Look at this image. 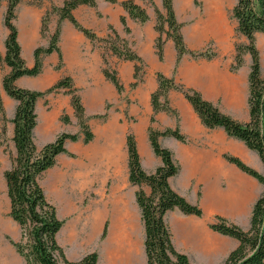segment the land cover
Segmentation results:
<instances>
[{
  "label": "crops",
  "instance_id": "1",
  "mask_svg": "<svg viewBox=\"0 0 264 264\" xmlns=\"http://www.w3.org/2000/svg\"><path fill=\"white\" fill-rule=\"evenodd\" d=\"M134 1L143 5V0ZM153 1L157 6L162 3V0ZM96 3L97 11L101 13L102 18L95 16L90 6L80 5L73 11L79 23L94 28L98 33L107 30V26L112 24L120 36L127 37L121 22V17L125 16L134 40L138 39L134 45L136 51L143 58L147 57V53H151V45L157 32L154 30V21L149 11H147L149 20L141 23L132 19L118 3H110L107 0H96ZM173 5L175 9L176 0H173ZM39 24L36 16L32 21L23 20L22 24L23 31L32 35V39L25 45L20 44L22 57L29 67L34 65L33 51L36 42L33 39L37 37ZM192 29L187 34L183 33L185 43L188 37L192 41L190 35ZM172 45L174 46L172 40L166 42L164 54ZM59 47L64 65L56 77L68 75L72 78L74 86L82 93L87 114L96 112L95 110L100 109L107 100L116 97L115 86L103 75L100 51L93 48L84 34L67 19L61 21ZM57 59L58 54L53 52L45 56L43 63L53 64ZM233 60L232 55L222 62L216 59H193L190 55L184 54L176 72L175 62L172 65L161 62L160 66L158 64L156 67L186 87L199 90L205 99L216 104L223 112L229 113L241 122H248L249 62L232 72L230 67ZM134 65L131 61H120L117 64L124 85L128 84L127 81L132 76ZM44 81L39 77L22 76L15 84L21 88L38 90V84ZM50 81L51 79L48 83ZM157 86V81L138 85L133 96L135 103L129 107L132 114L141 116V120L132 125L131 130L137 139L142 168L148 173L162 164L161 158L154 153L148 137V117L152 112L151 94ZM1 96L5 104L12 105L14 100L6 92H1ZM85 100L88 104L84 102ZM168 100L171 106L177 109L179 119L161 112L157 118L158 124L163 121V126L154 127L161 130L164 127L179 126L187 137L185 143L174 137L159 138V143L173 152L174 158L181 166L179 173L169 178V184L189 202L199 204L203 215L199 217L185 214L179 208H174L165 214V222L171 232L175 249L186 254L192 264H223L228 254L237 247L238 241L212 230L209 223L219 215L243 229H248L254 203L264 192L261 183L235 164L228 162L223 155L229 153L238 156L261 173H264V165L257 153L247 148L242 141L229 137L220 127L210 129L203 125L181 92L169 91ZM50 130L51 126L37 119L34 129L36 145L39 143L43 146L53 140L54 136ZM123 131V128L119 129L115 123H109L94 131V139L89 143L83 141V134H80L77 141L67 140L66 149L74 156L60 154L55 166L49 169L51 183L65 199V212L70 213L71 217L67 233L70 246H74L75 251L67 253L64 250L69 260H79L89 253L79 236L78 226L83 216L74 215L78 207L73 198L90 194L96 198L97 207L92 214L98 231L106 225L109 230L107 238L102 243L103 264L147 263L145 227L136 200L138 186L132 185L129 181L128 154ZM140 140L145 142L143 152ZM142 189L147 194L151 192L148 185H143ZM115 227L126 229V234L121 245L113 246L109 239L117 230ZM20 237L21 235L18 241ZM8 250L14 253L16 249L8 247ZM18 259L21 262L22 257L19 255ZM98 264H102L100 256Z\"/></svg>",
  "mask_w": 264,
  "mask_h": 264
},
{
  "label": "trees",
  "instance_id": "2",
  "mask_svg": "<svg viewBox=\"0 0 264 264\" xmlns=\"http://www.w3.org/2000/svg\"><path fill=\"white\" fill-rule=\"evenodd\" d=\"M107 1L120 4L129 16L138 22L144 23L149 20L146 8L134 0ZM19 2L20 0H8L4 18L5 26L8 29L4 62L10 71L4 76L2 83L6 93L18 102L12 119L16 156L11 167L4 172L10 202L9 215L21 229L20 240L17 242L11 240V242L24 259L25 264H98L99 255L96 251L89 252L76 261L66 257L63 247L57 240V234L65 221L58 217L56 207L47 199L40 184V178L48 169L55 166L60 154L66 153L69 156H74L66 149L67 140L77 141L80 134H83V141L89 143L94 139V133L88 125V117L79 89L74 86L70 76L60 77L53 86L45 91L21 88L15 84L16 80L22 76L39 75L43 68V56L45 55L56 52L59 57L56 68L61 69L64 65L59 47L60 23L50 35L48 45L34 49V65L31 67L26 65L18 40V30L13 23ZM149 2L154 5L153 0H149ZM80 5L96 7L97 3L96 0H63V5L56 8L59 20H69L92 42L103 40L91 28L85 27L77 21L73 11ZM162 5L166 14L155 7L157 20L155 27L159 33L155 40V51L160 61L164 59V45L168 39L173 41L176 50L175 70L183 55L187 53L195 59L215 57V54L208 52L189 50L183 34L180 32L181 24L177 22L173 0H162ZM232 14L237 21L238 31L247 38L248 44L236 47V55L231 69L237 70L243 65L245 53H249L251 56L247 99L249 121L237 120L223 112L213 102L205 99L199 90L186 87L182 83H178L174 77L158 72L156 74L158 87L151 94L153 115L148 127V137L154 153L161 158L162 164L153 172H146L141 165L135 135L129 133L126 136L129 181L138 186L136 200L141 209L145 227L147 264H192L186 254L175 249L171 232L164 217L167 211L174 208H179L185 214H194L199 217L203 215L199 204L189 202L170 186L169 178L176 175L181 167L175 160L173 152L159 143V138L162 136L174 137L181 142L187 141L186 136L181 132L179 126L167 127L164 130L152 126L156 113L160 111L176 112L166 98L169 91L181 92L192 105L203 125L210 129L220 127L229 137L242 141L247 148L257 153L264 165V77L261 74L260 53L256 45L257 34H264V0H237ZM49 15L50 13L47 12L42 19L41 33L43 35L48 31ZM121 22L125 31L130 33L131 30L127 26L125 16L121 17ZM165 25L168 29L165 28ZM109 29L111 30L109 39L114 40L110 47L111 52L122 60L140 62L142 58L131 48L128 40L121 37L113 26H109ZM171 30L174 33H171ZM162 33L166 36L163 37ZM139 69L140 67L136 64L135 71ZM103 73L118 91L123 89L116 74H112L107 68L103 69ZM60 88H65L71 96V105L80 130L77 133L62 132L53 141L38 147L34 138V129L37 125L36 102L39 98ZM63 121L68 123L69 116H65ZM223 157L264 186L263 173L245 163L238 156L225 153ZM143 185H148L151 188L149 194L144 192ZM209 227L238 241L237 247L228 254L223 264H264V192L254 203L248 229H243L219 215L214 217L213 221L209 223ZM106 233L107 225L103 229L102 237Z\"/></svg>",
  "mask_w": 264,
  "mask_h": 264
},
{
  "label": "rangeland",
  "instance_id": "3",
  "mask_svg": "<svg viewBox=\"0 0 264 264\" xmlns=\"http://www.w3.org/2000/svg\"><path fill=\"white\" fill-rule=\"evenodd\" d=\"M236 2L237 0H176L175 14H176L177 22L181 24L180 32L182 34L183 33L187 34V32H189L194 27L190 32V35H192L191 36L192 41L189 39V37L187 38V42H186L187 48L191 51L208 52L209 54H215V57L208 60L216 59L224 62L229 57H231V55L233 56L234 59L236 55V47L245 46L248 44L247 38L238 31L237 21L232 14V10L233 7L236 5ZM62 5H63V0H20L15 10L16 17L13 20V23L16 25L18 30V40L20 44L25 45L27 41H30L32 39L31 34L29 33L26 34V31H23L22 28L23 20L28 19L32 21L33 17L36 16L39 19L40 24L38 28L37 37L36 39H33V41L36 42V48L40 46L46 47L49 43L50 35L55 31L59 23L61 27V21L59 20V14L56 8H59ZM7 6H8V0H0V104H1L0 107V179H1L0 264H25L23 258L21 259V262L19 261L18 259L19 253L17 252V250H15L16 248L11 242V240L14 242L18 241L19 236L21 235V229L19 225L14 220H12L11 216L8 213L10 209V202L7 195V186L4 178L5 170L11 167L12 161L16 156V148H15V143L13 141L14 123L12 122V119L14 117V113L18 105V102L13 98L12 99L14 101L12 102L11 106L5 104L1 96V92H6L3 88V83H2L3 78L10 71V68L4 62L5 51H6L5 40L8 35V29L4 23ZM142 6L145 7L147 11L150 12V15L152 16L154 21V30L157 32L155 27L157 24L155 7L160 9V11L163 14H166L162 3L159 6H157L155 2L153 5L149 2V0H143ZM90 8L93 10L95 16H97L98 18H102L101 13L97 11L98 10L97 6ZM47 12L50 13L49 21H48V31L45 35H43L41 33L42 19ZM109 26H113V25L109 24L107 26V30L101 33H98L92 27H88L91 28L93 31H95L100 38H103V40L92 42L87 37L86 38L90 42V44H92L93 48L98 49L101 53L103 60L102 72L104 68H107L112 74H116L120 83L123 86V89L121 91H118L117 88L115 87L117 91L115 92L116 94L115 98H113L112 100H107L100 109L95 110L96 112L87 114L85 111V113L86 116L88 117L87 122L92 132L97 131L98 128L100 129L101 126H105L106 124L115 123L117 127H119V129L123 128V130L125 131V140H126L127 134L133 133V131L131 130L133 127L132 125H135L137 122L141 120V116L134 115L129 110L131 104L135 103V100L133 98L134 91L137 89L138 85L148 83L150 81H157L156 74L159 71L161 72V68H157L156 66H158V64L160 66L161 62H164V64L165 63L171 65L174 64V62H176V50L175 47L172 45L171 49H168L166 54H164V59L160 61L155 51V40L159 34L157 32L154 42L151 45V50H152L151 53L149 54L147 53L146 54L147 57L143 58L136 51L134 47L135 43L138 42V39L136 38V40H134L132 31L130 33L126 32L125 34L127 37L124 38L128 40L131 48L142 58V60L140 62L131 61L135 65L138 64L140 69L138 71H135V65H134V69L131 74L132 76L129 78V81H127L128 84L124 85L123 80L121 79V76L119 75V72L117 70V64L120 61H130V60H122L111 52L110 47L114 40L109 39L110 38L109 35H111V30L109 29ZM165 28L168 29L167 25H165ZM170 32L174 33L173 30H171ZM198 34L200 35V37ZM202 34L205 36H203ZM162 36L165 37L166 34L162 33ZM117 44L120 45L119 42H117ZM256 45L260 53L261 74L262 77H264V34H257ZM187 54L190 55L189 53ZM45 56H43V60ZM243 58H244L243 65L244 64L247 65L249 62V67H250L251 66L250 54L245 53L243 55ZM58 63H59V57L56 63L53 64L51 63L49 65L43 63V68L39 75L27 76V77H32V78L39 77L40 80L41 79L45 80L44 82L39 83L37 87L38 90L45 91L51 86H53L59 79L56 77V75L59 73L58 71H60L62 68L61 69L56 68ZM174 70H175V66H174ZM230 70L232 72L236 71V70H232L231 67ZM50 79H51L50 81L51 83L50 82L48 83V80ZM106 80L112 83L107 78ZM177 82L180 83L179 81ZM79 94L83 102L82 93L80 91ZM83 95L85 94L83 93ZM166 96H167L166 98H168V94ZM162 100L165 99L162 98ZM84 102L88 104L86 100ZM175 111H176L175 113L165 112V111H160L158 113L165 112L167 114H171L172 116H176L177 119H179L178 116L179 114L177 112V109H175ZM36 113H37V119L40 120L41 123L45 122L48 126H51L50 131L53 133L54 136L53 140L57 137L58 134L62 132L77 133L80 130L78 120L75 117V113L71 105V96L67 93V90L65 88H60L46 96L39 98L36 102ZM158 113L154 115L155 122L152 123L153 127L160 125L163 126V121L158 124V118H157ZM152 115H153V108H152V112L148 117L149 120L148 127L151 124ZM65 116H69L70 118V121L68 123H64L63 121ZM71 118L73 120H71ZM164 129L165 127L161 130ZM162 137H168V136H162ZM144 145L145 142L140 140V148L142 152L144 151ZM37 146L42 147V145L39 143ZM126 149H127V145H126ZM61 159L62 158L60 157V160ZM48 172L49 169L42 175V177L40 178V184L44 189L47 199L56 207L58 217L61 220L66 221L63 225L64 228L62 227V229L57 234V240L59 244L63 247V249L67 251V253H72L75 251V248L74 246L73 247L70 246L71 244L68 241L69 235L67 233L71 218L69 215L70 213L68 214V212L67 213L65 212V207H66L65 199L63 198L61 193L52 185L51 174ZM73 201L76 203L78 207V211L74 215L83 216L78 226V231L79 229L81 231L82 225L87 221L86 220L87 217L89 216L88 218H90V216H93L92 213L97 207L96 198L93 195L86 194L85 196L74 197ZM103 229H100L99 231L97 229L98 234L96 232L97 235H95L96 238L94 237L93 243L91 242L90 244L85 245V249H87L89 252L96 251L98 253L102 264L104 262L102 243L107 238V234L109 231L107 226V233L104 237H102ZM80 231H79V235H81L80 238L83 241V234ZM8 247L15 250L16 253L9 252Z\"/></svg>",
  "mask_w": 264,
  "mask_h": 264
},
{
  "label": "bare ground",
  "instance_id": "4",
  "mask_svg": "<svg viewBox=\"0 0 264 264\" xmlns=\"http://www.w3.org/2000/svg\"><path fill=\"white\" fill-rule=\"evenodd\" d=\"M195 33V32H194ZM199 33V32H197ZM196 34V33H195ZM197 35V34H196ZM199 35V34H198ZM203 35V34H202ZM192 36V35H191ZM205 36V35H203ZM196 37V36H195ZM200 37V35H199ZM194 40V39H193ZM197 40V39H196ZM0 183H1V179H0ZM73 186V185H72ZM89 217V216H88ZM87 217V221L82 225L81 231L79 229V231L83 234V245H88L91 242L94 241V237H96L95 235L97 232V226H96V222H95V218L94 216H90V218ZM84 222V221H83ZM98 223V222H97ZM118 225V224H117ZM122 227V226H121ZM128 227V226H127ZM116 228V227H115ZM117 229V228H116ZM128 230V229H127ZM132 231V230H131ZM80 233V234H81ZM126 234V229L122 230L117 229L116 231H114V235L111 239H109V242L113 244V246L115 245H121L122 241H123V237H125ZM133 235V234H132ZM81 236V235H79ZM133 238V237H132Z\"/></svg>",
  "mask_w": 264,
  "mask_h": 264
}]
</instances>
